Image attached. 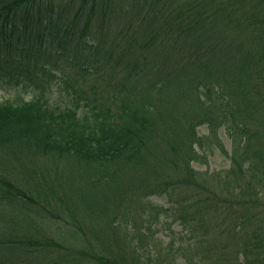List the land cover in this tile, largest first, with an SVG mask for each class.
Masks as SVG:
<instances>
[{
	"label": "trees",
	"instance_id": "trees-1",
	"mask_svg": "<svg viewBox=\"0 0 264 264\" xmlns=\"http://www.w3.org/2000/svg\"><path fill=\"white\" fill-rule=\"evenodd\" d=\"M31 65L58 72L68 103L52 104L36 75L30 100L0 102V264H46L63 248L14 217L2 225L20 207L63 205L45 178L25 193L2 172L42 158L91 172L90 207L138 211L131 239L176 224L168 249L188 264H264V0H0V71ZM222 128L229 167L195 170ZM67 216L53 218L79 222ZM139 246L129 260L88 256L140 264Z\"/></svg>",
	"mask_w": 264,
	"mask_h": 264
},
{
	"label": "rangeland",
	"instance_id": "rangeland-1",
	"mask_svg": "<svg viewBox=\"0 0 264 264\" xmlns=\"http://www.w3.org/2000/svg\"><path fill=\"white\" fill-rule=\"evenodd\" d=\"M32 69L33 65L30 66V70ZM35 70L23 71L19 74L0 71V102L19 104L22 101L30 100L37 92L32 83L36 75L37 79L46 84L48 91L52 92L50 94L52 104L64 106L65 103H68L63 88L61 85L59 86L60 81L56 75L58 72L48 66L44 69ZM198 132L199 135L205 137L211 135L206 126L199 127ZM217 137L220 141H217L218 138H216L213 143H207L209 146L204 151H200L202 152L200 160L193 163L195 170L212 172L229 167L228 154L231 150V142L223 128L217 132ZM211 148H213L212 153L210 152ZM203 152H206V156L203 155ZM85 170L84 168L72 167L63 161L52 162L47 158L38 159L35 162H14L7 164L5 171L3 169L2 172L6 173L11 182L18 185L25 193L39 192L34 184H41L45 178L55 193L65 199L62 206L55 205V207L53 201L50 202V205L43 202L42 204L49 210L47 212L44 209H38V211L34 209L26 213L24 207H20V214H10V217L2 224H6L5 226L8 227L12 223V217H14L13 224L20 226L28 237L36 239L39 235H48L63 246L60 248L62 250H46L38 258V262L44 261L46 264H96V261L88 256L92 254L102 255L105 258H108L109 255L117 256L119 260L123 258L129 260L134 255H132L133 246L139 244L140 248H144V252L140 254V264H188L186 254L182 258L178 255L177 250L168 249L170 241H174L175 248L181 241H179L177 234L178 230L181 229L178 225L159 226L160 229L154 232L150 240L144 239L141 235L131 239L134 236L132 231L135 232L133 228L139 229L141 227L137 219L139 215L136 214L138 211L120 210L116 217L115 211L113 213H110L109 210L102 212L100 206L91 205L90 207L91 196L98 190H93L91 194L92 191L88 188L89 184L86 178V174L90 175L91 172ZM86 200H88L87 203L90 208L86 207ZM151 201L163 203L157 198H151ZM67 214L71 217L70 219L79 221L74 227L70 226L69 220L68 224L65 225L53 218V216L59 215L68 219ZM86 220L93 223L92 229L85 224ZM165 221L170 223V219L166 218ZM182 236L183 234L181 235L183 239ZM156 253L160 256L159 259Z\"/></svg>",
	"mask_w": 264,
	"mask_h": 264
}]
</instances>
